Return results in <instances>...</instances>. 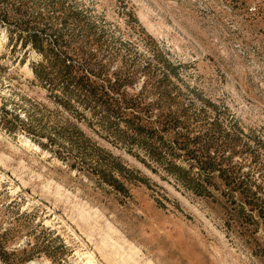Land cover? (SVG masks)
Returning <instances> with one entry per match:
<instances>
[{
    "label": "rangeland",
    "instance_id": "rangeland-1",
    "mask_svg": "<svg viewBox=\"0 0 264 264\" xmlns=\"http://www.w3.org/2000/svg\"><path fill=\"white\" fill-rule=\"evenodd\" d=\"M88 261L264 264V0H0V264Z\"/></svg>",
    "mask_w": 264,
    "mask_h": 264
},
{
    "label": "trees",
    "instance_id": "trees-1",
    "mask_svg": "<svg viewBox=\"0 0 264 264\" xmlns=\"http://www.w3.org/2000/svg\"><path fill=\"white\" fill-rule=\"evenodd\" d=\"M34 38L36 39V36ZM67 67L70 68V66H67ZM73 77H74L73 74H71V77L70 78H73ZM85 80H87L88 83H85L84 82ZM75 81H77V82H75ZM74 82L78 86L80 85L85 90L87 98L88 97H91V96H96L95 90H93L94 87L92 86V84H90V79L87 76H86V78H83L82 77V79L77 78V77H74L72 83H74ZM107 95H108V93L107 92H104L103 96H107ZM126 106H127L126 108H130V109L136 107V105L133 104V103H130V104L127 103ZM129 124L130 125H134V126L136 125V124H133V122H131V121L129 122ZM135 131H137L140 134H142L143 132H145L143 128L138 127V126L135 127ZM147 134L149 135V138H151V140L154 139L155 133L153 131L147 130ZM212 170H214V169H212ZM234 180L235 181H233V185L237 186L239 189L246 188L245 187V180L244 179H241V177H239V178H235ZM247 190H249V188H246V191ZM259 199L260 198H257L256 201L254 200L253 203L255 204V202L259 201Z\"/></svg>",
    "mask_w": 264,
    "mask_h": 264
},
{
    "label": "bare ground",
    "instance_id": "bare-ground-1",
    "mask_svg": "<svg viewBox=\"0 0 264 264\" xmlns=\"http://www.w3.org/2000/svg\"><path fill=\"white\" fill-rule=\"evenodd\" d=\"M93 261H95V259H93ZM93 261H88V262H86L85 264H92ZM30 264H39V263H37V262H32V263H30Z\"/></svg>",
    "mask_w": 264,
    "mask_h": 264
}]
</instances>
